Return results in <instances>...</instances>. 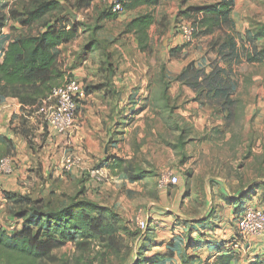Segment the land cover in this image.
Returning <instances> with one entry per match:
<instances>
[{"label": "rangeland", "instance_id": "obj_1", "mask_svg": "<svg viewBox=\"0 0 264 264\" xmlns=\"http://www.w3.org/2000/svg\"><path fill=\"white\" fill-rule=\"evenodd\" d=\"M60 1L64 3L63 24L69 27L75 25L77 30L76 40L69 44L78 49L75 61H61L56 50L65 75L62 83L71 78L79 80L90 97L85 106L105 108L101 114L116 123L113 125L116 127L114 132L106 129L105 138L109 146L111 140L118 141V146L113 149L117 153L113 154L108 146L107 153L101 154L99 162L83 170L87 177L80 175L83 171H79L76 177L73 175L74 167L67 171L64 163H61L63 167L59 176L54 177L50 172L48 176L41 174L29 177L26 179L28 185L24 187L30 191L27 195L36 200L43 199L49 208H61L76 199L93 201L88 195V192H93L98 199V202H93L106 206L115 200L120 202L119 191L117 199H113L110 193V188L115 187L114 178L119 173L116 170L137 177L144 173L145 184L142 186V195L132 194L124 202L126 211H114L118 215L115 219L108 216L106 236L83 237L68 242L41 264H190L196 256L187 254L191 231L186 230V225L192 223L196 214L208 210L206 201L210 194H204L203 186L206 183V187L212 186L218 179L232 181L236 171L247 175L251 169L258 171V178L264 179L263 143L259 146V154L252 161L249 150L240 147L244 140L250 139V131L244 124V110L250 104L248 79L251 74L260 78L259 89L264 90V64L257 66L246 62L248 53H253L255 48L258 51L264 49V36L255 37L264 31V0H236L230 21L213 35L199 39L193 37L190 42L183 40V44L188 45L179 58L170 57L165 52V57L180 61H162L161 47L170 46V36L181 35L177 29L180 23H193L185 16L178 18L181 11L200 3L214 5L208 3H211L210 0L207 3L198 0H164L157 8H144L136 13L151 12L155 16V24L149 32L153 54L147 53V59H153L155 54L157 61H137L136 49L132 45L134 37L124 34L130 17H119L113 11L115 0ZM31 8L29 0H0V11L8 18L5 29L12 40L37 34L42 29L40 24L30 28L21 27L18 19ZM66 8L77 18L67 15ZM55 19L62 21L57 14L51 18ZM16 21L19 29L14 26ZM121 47L125 49L129 61L122 56ZM189 65L194 66L195 70H204L201 77L207 76L215 65L225 68L227 74L222 77L227 79L232 104H223L218 99L214 100L212 95L208 96L207 87L202 82L200 89H193L180 80V75ZM194 72L185 77L192 78ZM117 77L127 79V82L116 84ZM139 77L141 81L138 83ZM138 90H143L139 98L133 92L127 96L130 91ZM101 91H105L104 98L102 94L95 95ZM122 93L123 98H119ZM92 97L96 102L92 103ZM115 106L121 108L117 117L114 116ZM30 111L25 113V117L17 119V125L21 132L28 135L29 144L35 151L52 137L44 117L36 109L33 113ZM85 111L87 108L81 114ZM123 118L126 124L120 125ZM93 128L94 124L90 123L91 132H94ZM259 137L260 141H264V130H260ZM71 152L72 148L67 147L65 153ZM240 164H243V169H240ZM102 169L105 171L98 174ZM92 171L96 173L94 177H91ZM165 173L183 175L186 181L185 197L190 199V207L182 204V210L181 206H177L178 210L175 209L174 214L177 217L171 221L165 220L170 214L167 211H164L165 217L149 221L144 219L148 227L143 231L138 226L136 213L145 210L147 199L154 202L159 200L162 191L159 180ZM180 185L182 183L168 190H178ZM1 214L0 221L10 226L11 223L6 222L10 215L9 205ZM215 216L216 212L212 210L205 221L213 220ZM177 227L179 229H175ZM181 238L184 241L181 242ZM255 238L260 241L264 236Z\"/></svg>", "mask_w": 264, "mask_h": 264}, {"label": "crops", "instance_id": "obj_2", "mask_svg": "<svg viewBox=\"0 0 264 264\" xmlns=\"http://www.w3.org/2000/svg\"><path fill=\"white\" fill-rule=\"evenodd\" d=\"M198 1L207 3L206 1L208 0ZM208 3L213 4L212 2ZM236 3L237 1L234 0V4ZM205 5L206 4L200 3L199 5H190L188 7H203ZM141 9L136 11H124L122 14H119V17H130L128 20V22H130L138 16L136 13ZM18 24L17 22L16 25H14L17 29L20 28ZM40 31H43V29ZM132 36L134 37L132 45L134 49H136L137 61H157L155 54L152 56L154 57L153 59H147L148 55L139 51L138 41L134 35ZM150 39L151 44H153L151 37ZM183 40H185V38L181 35L176 37L170 36V46L167 48L165 45L161 47V60L180 61L177 59H169L168 56H165L170 50L183 46ZM12 41L14 40L11 39L8 31L4 29L3 35L0 38V63L2 62L1 51L6 49L8 44ZM70 45L71 44H62L57 47L56 50L60 54L61 61L76 60L78 49ZM120 49H122L121 52L124 59L129 61L125 49L122 47ZM185 49L182 53L185 52ZM78 61L80 60L78 59ZM252 65L258 66L260 64L252 63ZM241 76H243V74H241ZM117 78L116 84H118V82H127V79H122V77ZM248 80L250 81V104L244 110V124L245 128L250 131V139L248 141L244 140L240 147L244 148V150H249L250 161H252L253 157L257 156L260 152L259 146L261 142L264 145V141H260L259 137L260 130H264V90L259 89L260 78L256 74H251ZM113 81L115 82V79H113ZM140 81L141 77H139L137 82L139 83ZM121 88L122 86L120 85L119 89ZM116 92L119 93L120 91L117 90ZM132 92L137 93V98L143 94V90H138L135 92L130 91L127 96L129 97ZM98 94H102L104 98L105 91L98 92L95 95ZM107 97H110L109 94ZM119 98H123V93ZM91 101L92 103L96 102L94 97L91 98ZM116 102L119 101L117 100ZM86 108L87 111H85L83 115L81 114L79 118L78 128L75 134L68 137H61L50 133V137L52 138L44 141L37 150L33 151L29 144V138L19 130L17 125V119L22 116L25 117V113H28L29 109H23L18 99L0 97V137L3 139V141L0 142V156L10 157L15 162L12 175H0V214L9 204L6 194L18 196L29 194L30 191L24 188L28 185L26 179L29 177L34 178L36 175L42 176L41 174L48 176L50 172L53 173L54 177L59 176L58 174L63 167L61 163H64L66 156H73L76 160L73 172V175L76 177L79 175V171L88 170L93 163L99 162L102 156L101 154L105 153V146L109 142L108 139L105 138L107 134L106 129H112L114 132L116 127H113V125L116 123H112L106 115L101 114L105 109L104 107L85 106L84 110ZM120 113L121 108L115 106L114 116L117 117ZM121 120L122 122H120V125H125L126 123H124V121L126 119L123 118ZM89 122L94 124L93 129L96 134L90 131ZM39 129L41 131V128ZM125 136H127V134ZM117 142L118 141L115 139L110 141L109 147L113 154L117 153L116 150H113L118 146ZM67 147L72 148V154L65 153ZM243 167V164H240V169H243ZM103 171L105 170L102 169L100 174L103 173ZM116 171L119 173L116 178H114L115 187L113 189L110 188V193H112L113 199H117V192L119 191L121 195L119 199L120 202L115 200L112 201L110 205L106 206L115 212H117L116 210L126 211L127 207L124 205V202L129 200L128 197L132 194H143L144 189L142 186L145 184L143 182V177H145V175H142L144 173H141L138 177L133 175V177L137 179L132 180L126 172ZM84 172L85 171L80 173V175L87 177V174ZM90 174L91 177H94L96 173L92 171ZM178 175L182 183V185L178 186L179 189L175 191H173V189L172 191L168 189L160 191L159 200L155 202L151 199H147L145 201V210H139L136 213L138 219H146L148 221L150 219H157L163 217L166 214L164 211H167L170 214L166 216L165 220L171 221L172 218L177 217L174 216L175 211L178 210L176 208L177 206H181L182 210L183 205L185 207H190V199L185 197L186 191L184 186H186V181L183 175ZM235 175L236 177L232 181L218 179L212 186L206 187L208 183L203 186L202 190L204 194H210V197H208L206 201V208H208V210L204 211L202 214H196V217L191 220L192 223L186 225V230L191 231V237L188 238L189 247L187 254L196 256L195 260L191 261L190 264H213L215 259L220 255V246L231 241L238 242L241 246L240 250L233 251L235 256L232 264H264V239L260 241L256 240V238L243 240L237 228L238 217L246 207L251 206L264 211V179L258 178V171L253 169H251L247 175L243 172L239 174L238 171H236ZM88 195L91 200L98 202L93 192H88ZM182 198L184 200H182ZM190 209H192V207ZM134 210L135 209H133V212H135ZM212 210L216 212L215 218L205 221V218H208L207 216ZM178 213L179 212H177V215ZM6 222H10V226H6L0 221V227L6 230L8 234L13 235L21 230L22 223L14 219L11 215H8ZM212 224L214 225L211 227ZM235 227L236 229H234ZM216 228L219 230H215ZM175 229L179 228L177 227ZM179 240L181 242L184 241L183 238Z\"/></svg>", "mask_w": 264, "mask_h": 264}, {"label": "trees", "instance_id": "obj_3", "mask_svg": "<svg viewBox=\"0 0 264 264\" xmlns=\"http://www.w3.org/2000/svg\"><path fill=\"white\" fill-rule=\"evenodd\" d=\"M29 1L32 8L18 20L23 28L40 24L43 31L20 36L2 50L0 97L18 99L23 109H31L30 113H33L62 84L65 75L56 49L76 40L77 30L75 25L69 27L63 24L64 3L60 0ZM63 1L70 3V0ZM115 1L121 4L124 11H136L141 8H157L164 0ZM234 8V0H225L214 5L187 7L179 13L178 18L185 16L193 20L194 38L199 39L213 35L223 24H227ZM55 14L62 21L51 20ZM116 14L119 16V13ZM7 22L8 18L0 11V38ZM154 24V14L147 12L125 25L124 34L136 37L141 53L153 52L149 32ZM263 36L264 31L255 37ZM187 45L170 50V57L179 58ZM248 54L247 63L264 64V49L258 51L255 48L253 53ZM192 72V78L185 77ZM204 73V70H195L194 66L189 65L179 79L193 89H200L202 82L207 87L208 96L212 95L214 100L231 105L233 101L230 88L227 87V79L222 77L227 74L225 68L215 65L207 76L201 77ZM1 141L3 139L0 137ZM120 162L123 164V161ZM130 179L137 178L130 175ZM6 198L10 215L20 221L22 227L13 235L0 227V264H41L68 242H75L83 237L106 236L108 216L113 219L118 216L110 208L84 199H76L61 208H49L43 199L36 200L29 195L6 194ZM224 245L220 246V255L213 264H232L235 255L233 252H225Z\"/></svg>", "mask_w": 264, "mask_h": 264}, {"label": "built area", "instance_id": "obj_4", "mask_svg": "<svg viewBox=\"0 0 264 264\" xmlns=\"http://www.w3.org/2000/svg\"><path fill=\"white\" fill-rule=\"evenodd\" d=\"M213 4L225 0H210ZM112 9L115 13L122 14L123 7L118 1H114ZM179 33L187 40L192 41L195 27L191 23H180L177 26ZM89 100L86 87L77 79H67L56 87L38 109V113L44 117L50 133L58 136H71L76 133L78 121L82 110ZM65 169L71 171L76 160L68 156L64 160ZM15 162L10 157H0V175L10 176L13 174ZM100 174V172H98ZM181 183L179 176L173 173H165L159 180L161 190H167ZM138 226L145 231L148 227L143 219H138ZM237 228L243 238L250 239L264 236V211L255 207H246L237 220ZM225 252L240 250V243L231 241L224 245Z\"/></svg>", "mask_w": 264, "mask_h": 264}, {"label": "water", "instance_id": "obj_5", "mask_svg": "<svg viewBox=\"0 0 264 264\" xmlns=\"http://www.w3.org/2000/svg\"><path fill=\"white\" fill-rule=\"evenodd\" d=\"M66 12H67V15H70L73 19L77 18V16L69 8H66ZM108 146H109V142L107 143L105 147V153H107Z\"/></svg>", "mask_w": 264, "mask_h": 264}]
</instances>
